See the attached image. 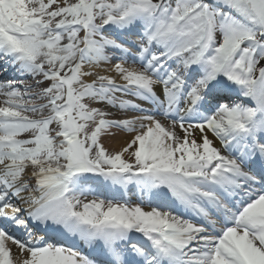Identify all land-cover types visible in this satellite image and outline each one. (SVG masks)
<instances>
[{"label": "snow or ice", "instance_id": "1", "mask_svg": "<svg viewBox=\"0 0 264 264\" xmlns=\"http://www.w3.org/2000/svg\"><path fill=\"white\" fill-rule=\"evenodd\" d=\"M114 58L123 83L84 70ZM0 59L20 77L0 82V219L23 236L0 227V264H264V0H0ZM118 92L170 123L86 102L147 111ZM111 128L135 135L109 152ZM132 184L157 206L81 199Z\"/></svg>", "mask_w": 264, "mask_h": 264}, {"label": "bare ground", "instance_id": "2", "mask_svg": "<svg viewBox=\"0 0 264 264\" xmlns=\"http://www.w3.org/2000/svg\"><path fill=\"white\" fill-rule=\"evenodd\" d=\"M131 51L136 53L134 50H131ZM111 67L112 66L110 64H107V65L101 64L98 67L97 66H91L90 67L89 65L86 64V69H84V70L85 71H93V72H96V73L101 74V75H110V76L115 77L117 79V82H122V81L119 80V77L116 75L115 72L107 71L108 69H111ZM131 67H139V66L135 64V65H133ZM94 78H95L94 76H89V77H85L84 79L86 81H91ZM155 90L157 92V95L161 96V98H162V86L157 85ZM146 103H149V102L148 101H144V100H140L139 101V105L141 104L142 106H146L147 105ZM133 135H135V133L124 134V133H121V132L116 131L114 129H109L108 132H106L102 136L101 141L104 144L106 149H108V150H112L113 149L114 150L113 152H116V151H120L121 148H123L126 145V142L131 140ZM207 135L209 136L210 139L213 140V143H214L215 146H219L220 145L219 140H217L216 137L211 132H207ZM191 138H195L199 142L200 141L199 130H196L193 133V136ZM8 245H10V244H8ZM11 251H12L13 254H15V256L18 255L17 252H15V251H18V250L11 249Z\"/></svg>", "mask_w": 264, "mask_h": 264}, {"label": "rangeland", "instance_id": "3", "mask_svg": "<svg viewBox=\"0 0 264 264\" xmlns=\"http://www.w3.org/2000/svg\"><path fill=\"white\" fill-rule=\"evenodd\" d=\"M103 65H107V64H105V63H102ZM112 64H115V63H112ZM96 105V106H99V105H101L102 106V104H100V103H92V102H90V105L91 106H93V105ZM102 110H104V111H107L108 113H110L111 115H113V116H117L116 115V113L113 111V110H111V109H108V108H106L105 106L103 107L102 106ZM170 122H166L165 121V124H169ZM176 132L178 133V135H180L181 137H182V133H181V130H180V128H179V126H177V128H176ZM105 147V146H104ZM108 150V149H107ZM109 152H113L114 150L112 149V150H108ZM125 158H127V154H125Z\"/></svg>", "mask_w": 264, "mask_h": 264}]
</instances>
